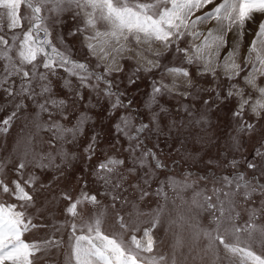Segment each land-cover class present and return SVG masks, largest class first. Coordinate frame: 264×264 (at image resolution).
Here are the masks:
<instances>
[{
    "label": "snow or ice",
    "instance_id": "snow-or-ice-1",
    "mask_svg": "<svg viewBox=\"0 0 264 264\" xmlns=\"http://www.w3.org/2000/svg\"><path fill=\"white\" fill-rule=\"evenodd\" d=\"M65 13L82 59L64 36L53 39ZM142 74L144 113L129 96ZM101 100L113 141L105 149L94 132L83 148L97 160L89 166L96 190L83 175L75 196L57 188L44 203L66 201L71 224L45 222L36 195L49 186L30 169L68 179L69 146ZM228 104L232 127L221 143L209 112ZM0 111L2 132L24 121L17 162L9 169L11 159L0 158V197L16 201L0 199V264H264V0H0ZM162 144L171 145L170 163ZM149 197L156 206L142 209ZM109 214L118 231L106 234ZM165 224L173 240L162 252L155 233ZM66 226L68 252L58 236Z\"/></svg>",
    "mask_w": 264,
    "mask_h": 264
},
{
    "label": "rangeland",
    "instance_id": "rangeland-1",
    "mask_svg": "<svg viewBox=\"0 0 264 264\" xmlns=\"http://www.w3.org/2000/svg\"><path fill=\"white\" fill-rule=\"evenodd\" d=\"M216 2L218 3L219 0H216ZM213 6L214 5H209L204 10H209ZM21 11L23 13L24 9L22 8ZM257 19H259V17H257ZM75 27L76 25L72 21L71 14L65 13L61 17V22L58 25H56V27L53 30V39L55 40L57 35L64 36L66 43L74 50L75 58L82 59L84 56V50L79 42L80 37L78 36L73 37L68 34ZM251 38L249 35L246 37V40L250 42ZM127 67L130 69L131 66L129 65ZM156 75H158V73ZM149 88L150 86L148 82V77L142 74L141 80L138 82V88L133 87L132 89L129 90V96L135 97L133 108L140 113H144L145 111L144 108L142 107V104H143V99L146 93L149 91ZM57 91L61 95H65V89L63 88L62 83H58ZM85 95L87 96V92L85 93ZM162 102H164L166 106L170 108L175 106L177 103L175 99H169V98H164ZM91 104L95 105L96 101L93 99L91 101ZM232 107H233V104H228L227 106L221 105L218 109H215L209 112V119L211 121V128L209 132L214 138L219 139L221 143H223V141L230 134V130L232 127L230 109ZM80 110H83V106H81ZM107 111H108V105L103 100H101L99 105H96L95 107L91 108L90 114L93 119L89 123V125L86 127V134L84 135L83 138H81V140L79 141L77 145L69 146V151H73L76 153V159L72 160L71 164L65 169V176L68 177V179L57 180L55 178L56 173L54 170L42 171V170L30 169L32 171H35V174L39 177V180L41 183L49 186L46 191H38L36 195L38 207H40L41 210L44 212L43 220L45 222H51L53 219H55L57 221H67V225L71 224V218L66 216L62 212V209L67 204L66 201H60L58 204H52V205H45L44 203L46 197L50 198V194L52 192H55L57 188L62 189V190L70 189L72 190L73 196H75L76 193L80 191V187L77 184L75 177L83 175L85 178L89 179L88 189L86 190L88 191L96 190V186L92 184L91 178L89 176V166L95 165L97 163V160L93 159L91 162L87 161L84 158L83 148L86 145L88 138L94 132L99 133L104 137V142L102 144V147L105 149H107L110 143L113 141V137L110 134V126L113 121L110 119L109 115L106 114ZM5 115H7V111H0V119H2ZM248 119L251 120V117L248 116ZM23 125H24V121L22 119L17 120L13 122L8 132L0 131V158L9 157L11 159V163L8 166L9 169H11L18 160V157L16 156L13 150L17 148V141L21 136V130L23 128ZM246 146L248 147V151L251 152L252 146H253L252 143L251 142L247 143ZM170 147L171 145H168V146H165L163 144L161 145L162 155L166 157V160H165L166 163L171 162L170 159H167V157L169 156ZM213 153H215V150H213ZM171 158H177L175 153L171 154ZM184 167L186 166L183 165V163H181V168H184ZM173 172L178 173L179 169L173 168ZM9 175L11 176L10 171H9ZM172 196H173V193L169 192V197L171 198ZM99 198L104 203L108 202L102 196ZM0 199L7 200L10 203L16 202L15 200H11L10 198L6 196L0 197ZM177 203H179V201H177ZM155 206H156L155 197H149L144 203L141 204L142 209L152 208ZM91 210H92L91 207L88 205H84L83 207L78 208V211H81L85 217L90 215ZM169 211H173L171 208V205H169ZM178 211L179 209L174 210L173 216H175L176 212ZM109 213H111V209H109ZM165 219H167V217H165ZM77 223H79V221H77ZM202 223L204 225H207L208 218L206 216L202 218ZM260 223H264V220L260 221ZM113 224H114L113 218L111 214H109V216L107 217L105 221L104 228H103L106 234H110L113 231H118V229H115L113 227ZM165 228H166V224L162 226L161 229L155 233L157 239L163 240L164 242L160 248L162 252L169 251L168 246L170 243H172V240H173L172 235L170 233H167L165 231ZM45 231L46 230L34 231L32 234L27 235L26 239H33V238H38L40 236H43L45 235ZM70 231H71L70 226H66L64 229H62L60 233H58V236H63L64 245H63L62 251H65V252L70 251V247H69ZM182 235L186 241L190 239V232L187 229V227H185V230L183 231ZM255 250L261 251V249H258V248H255Z\"/></svg>",
    "mask_w": 264,
    "mask_h": 264
},
{
    "label": "bare ground",
    "instance_id": "bare-ground-1",
    "mask_svg": "<svg viewBox=\"0 0 264 264\" xmlns=\"http://www.w3.org/2000/svg\"><path fill=\"white\" fill-rule=\"evenodd\" d=\"M250 38H251V36H250Z\"/></svg>",
    "mask_w": 264,
    "mask_h": 264
}]
</instances>
